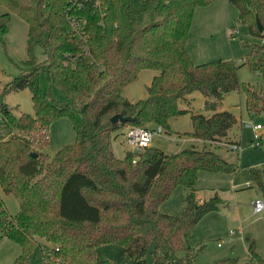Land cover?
<instances>
[{
	"label": "trees",
	"instance_id": "trees-1",
	"mask_svg": "<svg viewBox=\"0 0 264 264\" xmlns=\"http://www.w3.org/2000/svg\"><path fill=\"white\" fill-rule=\"evenodd\" d=\"M210 1L0 0L8 9L0 13V41L11 12L28 26L20 71L0 87V187L13 193L19 205L10 214L0 197V235L21 247L14 264H24L38 237L49 243L41 245L42 264H110L97 252L104 243L122 246L123 264H145L151 244L155 264H197L202 246H192L188 234L204 213L219 208L221 199L196 197L197 173L236 168L210 147L167 153L150 144L120 158L112 140L117 129L128 125L169 129L170 118L187 111L180 101L199 90L204 108L215 111L192 113L187 133L239 145L228 135L235 115L216 108L226 92L241 85L248 111H257L262 96L240 83L232 59L194 63L186 47L195 8ZM229 1L238 8V20L260 40L245 45L239 65L264 76V0ZM147 68L159 70L145 86L147 95L128 99L124 88ZM41 72L68 100L55 99L40 86ZM24 88L34 112L15 114L3 95ZM115 113L136 119L111 122ZM60 116L71 120L75 140L49 156L43 151L49 125ZM249 170L264 195L260 171ZM178 184L185 190L181 214L160 211ZM246 250V264H264L250 235ZM237 261L223 257L207 264Z\"/></svg>",
	"mask_w": 264,
	"mask_h": 264
},
{
	"label": "rangeland",
	"instance_id": "rangeland-1",
	"mask_svg": "<svg viewBox=\"0 0 264 264\" xmlns=\"http://www.w3.org/2000/svg\"><path fill=\"white\" fill-rule=\"evenodd\" d=\"M0 3V13L7 11ZM27 22L15 12L10 13L8 30L0 41V87L20 71L22 60L26 56ZM259 38L248 32L247 25L238 20V8L229 0H211L208 4L195 8L188 38L187 51L194 63L211 59H232L238 64L237 75L240 83L253 87L261 101L257 102V111L246 108V94L243 86L224 94L216 110H229L236 121L228 131L229 138L239 143L232 147L230 142H209L192 137L187 132L192 129L191 114L203 113L209 116L215 110L204 108L205 95L195 90L187 94L189 101H180L186 112L173 116L169 120V129H162L160 134L153 135L152 146L161 148L167 153L178 152L187 147L201 149L210 147L236 168L235 171H205L200 170L194 183L196 197L207 199L220 197L218 209L209 210L196 222L188 234L189 243L201 247L195 258L197 264H207L223 257H236L237 264H246V236L256 240V248L264 257V208L255 212L251 201L261 198L262 194L257 182L251 178L250 168L258 169L264 180V134L254 145V125L264 126V76L248 65H239L245 56L247 43L259 42ZM36 54L41 55L40 47ZM158 69H143L138 77L123 90L124 95L135 101L144 98L147 93L145 86L151 81ZM40 86L49 90L55 99L68 100L63 91L49 82L44 72L40 74ZM3 100L15 114L21 112L33 113L31 94L28 88L8 91ZM155 125V124H154ZM150 124V127H154ZM129 126V125H128ZM128 126H123L114 132L112 140L113 152L122 158L133 150L127 141ZM75 132L71 120L60 116L53 120L48 129V146L44 152L52 156L62 145L72 143ZM184 187L180 184L174 187L170 195L159 205V210L170 214H181V198ZM0 197L10 214L19 209L18 201L13 193H8L0 187ZM218 242L220 244H218ZM42 243L49 244L44 238L38 237V244L27 254L24 264H42ZM21 247L16 242L0 235V264H14ZM101 258L110 264H123V248L118 243H104L97 247ZM145 264H155L152 254V244L145 254Z\"/></svg>",
	"mask_w": 264,
	"mask_h": 264
},
{
	"label": "built area",
	"instance_id": "built-area-1",
	"mask_svg": "<svg viewBox=\"0 0 264 264\" xmlns=\"http://www.w3.org/2000/svg\"><path fill=\"white\" fill-rule=\"evenodd\" d=\"M92 1V0H84ZM161 125H154V127L144 126V125H130L127 128L126 138L127 141L132 146L133 150H141L144 147L150 145L153 135L160 134L162 132ZM255 137L254 145H257L259 141L257 140L262 134H264V126L260 123L254 125ZM253 209L255 212H260L264 208V202L261 198H255L251 201ZM218 244H220L218 242Z\"/></svg>",
	"mask_w": 264,
	"mask_h": 264
},
{
	"label": "water",
	"instance_id": "water-1",
	"mask_svg": "<svg viewBox=\"0 0 264 264\" xmlns=\"http://www.w3.org/2000/svg\"><path fill=\"white\" fill-rule=\"evenodd\" d=\"M256 23H257V27H258V30H262V23L260 22L259 18L256 17ZM135 116H131V115H122L121 113H115L113 114L111 117H110V120L111 122H115V121H118L120 120L121 122H126V121H133L135 120ZM34 156L37 155L36 152H33L32 153Z\"/></svg>",
	"mask_w": 264,
	"mask_h": 264
}]
</instances>
